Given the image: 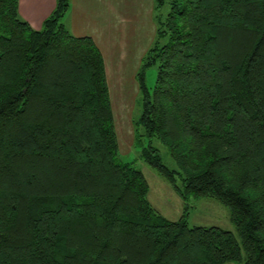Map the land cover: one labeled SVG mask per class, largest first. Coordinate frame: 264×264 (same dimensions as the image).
<instances>
[{"label":"trees","instance_id":"16d2710c","mask_svg":"<svg viewBox=\"0 0 264 264\" xmlns=\"http://www.w3.org/2000/svg\"><path fill=\"white\" fill-rule=\"evenodd\" d=\"M70 6L35 30L0 0V264H264V0H173L137 75L141 158L186 204L223 205L239 240L151 205L118 159L103 55L62 22Z\"/></svg>","mask_w":264,"mask_h":264},{"label":"rangeland","instance_id":"374dc122","mask_svg":"<svg viewBox=\"0 0 264 264\" xmlns=\"http://www.w3.org/2000/svg\"><path fill=\"white\" fill-rule=\"evenodd\" d=\"M172 1L164 0L163 7L158 10L154 9V6L150 8L149 0H140L137 6L140 8V16H137L134 19L135 23L128 28L129 35H132V44L124 40L121 46L116 49V53L112 54L114 62L110 63L109 61V64L114 68L109 71L108 83L119 144L118 159L122 163L131 164L132 167L143 173L150 188L148 200L163 217L170 221H178L187 211L190 227H218L232 232L239 240L237 230L230 220V213L223 205L209 198H191L188 204L183 202L173 186L156 169L143 161L141 149L135 145V134L137 131L143 133V130L137 126V121L143 110L137 75L143 70L144 60L149 50L158 41V34L152 24L158 28L157 18L159 16L163 19L166 18L171 10ZM134 2L136 3V1ZM151 15L152 21L149 19ZM62 22L65 23L64 20ZM91 27V24L85 26V30L91 29ZM96 27L98 26L96 25ZM167 41V38L164 39L162 44ZM118 49H120L119 52ZM144 75L147 87L152 90L157 81V66L145 69ZM145 141L147 142L146 138ZM153 145L159 150L163 163L169 168L175 169L176 164L167 148L156 139L153 140Z\"/></svg>","mask_w":264,"mask_h":264},{"label":"crops","instance_id":"0c3cea01","mask_svg":"<svg viewBox=\"0 0 264 264\" xmlns=\"http://www.w3.org/2000/svg\"><path fill=\"white\" fill-rule=\"evenodd\" d=\"M139 1L71 0L70 9L63 19L64 24L74 36L93 39L103 55L107 80L109 71L114 69L109 64V61L110 63L114 62L112 54L116 53V49L121 46L124 40L132 44V35H129L128 28L135 23L134 19L140 16V8L137 7ZM56 3L57 0H19V14L33 29L40 30L44 21L55 10ZM149 3L150 8L153 6L154 9L157 8L155 0H149ZM149 19L152 21V15ZM90 24L91 29L85 30V26ZM152 25L157 33V28L154 24ZM119 51L120 49H118Z\"/></svg>","mask_w":264,"mask_h":264}]
</instances>
